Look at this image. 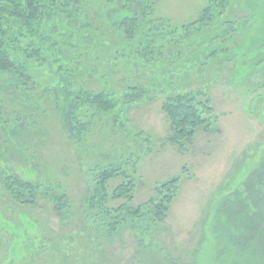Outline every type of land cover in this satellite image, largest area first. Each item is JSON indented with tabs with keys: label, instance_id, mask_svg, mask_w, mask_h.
Returning a JSON list of instances; mask_svg holds the SVG:
<instances>
[{
	"label": "rangeland",
	"instance_id": "1",
	"mask_svg": "<svg viewBox=\"0 0 264 264\" xmlns=\"http://www.w3.org/2000/svg\"><path fill=\"white\" fill-rule=\"evenodd\" d=\"M127 1L70 0V10L59 0L39 31L46 42L58 38L56 53L27 75L0 76V179L17 175L66 192L72 203L64 218L45 200L29 209L0 198L7 218L25 212L45 229L43 248L24 264H264V234H257L264 200L246 195L264 167V0H228L231 10L208 23L199 20L210 0H145L147 11L125 10ZM14 26L11 36L21 31ZM59 50L62 60L54 61ZM82 87L104 92L115 106L88 99L74 105ZM181 92L211 108L212 124L175 144L163 104ZM107 165L134 176L133 198L111 200L115 208L137 207L158 184L180 176L167 218L109 233L106 217L90 206L94 169ZM126 181L111 180L110 191ZM227 194L240 197L231 203ZM220 218L257 223L251 234H223ZM57 235L67 243L64 256Z\"/></svg>",
	"mask_w": 264,
	"mask_h": 264
},
{
	"label": "trees",
	"instance_id": "2",
	"mask_svg": "<svg viewBox=\"0 0 264 264\" xmlns=\"http://www.w3.org/2000/svg\"><path fill=\"white\" fill-rule=\"evenodd\" d=\"M68 1L70 0H67L64 7L74 10L73 4L68 3ZM227 1L210 0L209 4L202 11L199 22L208 23L211 20L214 22L213 20L221 17L225 11L231 10L233 3L229 4ZM150 2L154 1L150 0ZM59 6V0H0V76L8 73H24L27 75L28 73L26 72L30 70L32 65L40 67L47 63V56L57 46L58 38L52 43L46 42L45 36L47 34H40L39 31L45 25L46 18H52L56 15L58 8L62 7ZM135 7L147 11L149 3L145 0H128L126 5H123V9L125 10L133 11ZM77 12L80 13V9ZM125 22L131 23L129 18ZM11 24L15 25V29L21 30L17 35H10ZM199 43L197 42V45ZM60 51H57L58 54L53 56L55 57L54 61L56 59L57 61L62 60ZM53 52L56 53V51ZM78 89L77 92H73L74 105L84 99H88L89 102L96 103L106 110L112 109L115 106L104 92L95 94L84 87ZM70 95L72 94L70 93ZM205 107L203 104L200 105V103L196 102V98L192 92L169 95L163 104V111L168 116L171 128L173 129V138L170 139L173 143L183 144L184 141L193 139L196 129L200 126L204 127L206 131H210L212 121L209 116H212V110L210 107ZM204 114H208V116L205 118ZM73 128L74 130L81 129L77 117H73ZM260 169V173L251 178L250 184L253 183V185L249 187V190H246V195L249 193L250 196L256 197V199L264 200V167ZM126 171L118 166L107 165L98 166L93 172L92 181L96 190L93 191L94 194L91 199L90 206L93 208L91 211L96 208L97 214H102L106 217L107 231L109 233H115L126 225L134 227L146 225L148 227L147 224H150L156 218L164 221L170 212L173 200L178 195L182 181V178L177 176L158 184L155 189V195L137 207H127L126 205H120L116 208L111 207L109 206L111 200L127 196L131 199L133 198L132 192L135 188L134 176L129 171L126 173ZM120 175L124 179H127V181L119 183L110 191L111 180L116 179ZM52 190L51 188L46 191L39 189V186H34L30 181L10 173L6 174L3 179H0V198H6L10 203L13 202L16 205L29 209L40 208L41 200H45L50 202L54 209L59 210L62 217L66 218L71 210L72 203L69 197H67L66 192L58 195L54 194ZM243 192L244 189H242L241 194ZM236 195L234 197L236 201H234L233 197L231 199L229 194L224 197L227 202L235 203L238 197H240L239 194ZM250 205L252 208L251 203ZM215 210L216 205L213 207L212 212ZM8 212L10 210L7 207L0 209V264H24L30 258L28 256L36 252V250L33 251L34 248L37 249L41 246L43 248L44 245L39 243L38 238L40 230L45 229L41 227L38 219H34L32 215L19 211L15 217V221H12L10 217H6V214H10ZM152 213H154V216H151ZM208 218L210 221L206 223V226L210 228H207V232L208 230L212 232L211 227L215 229L216 224L212 220L210 211ZM217 223L222 226L223 234L246 235L252 233L257 222L244 223L243 221L236 220L235 223H232L228 219L220 218ZM260 231L257 233L258 236L264 234V228ZM3 232L8 234L7 238H4ZM214 232L216 231L214 230ZM223 234L218 233V235ZM62 238L61 235H57L53 238V242L59 245L61 254L64 256L67 243ZM206 251L207 249L202 250L198 254L203 255ZM230 255L233 257L234 253ZM230 255L228 256L231 258ZM220 264H224V261Z\"/></svg>",
	"mask_w": 264,
	"mask_h": 264
}]
</instances>
